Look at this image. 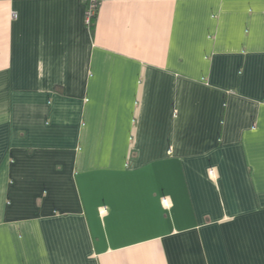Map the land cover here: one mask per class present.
Returning <instances> with one entry per match:
<instances>
[{
	"label": "crops",
	"instance_id": "obj_1",
	"mask_svg": "<svg viewBox=\"0 0 264 264\" xmlns=\"http://www.w3.org/2000/svg\"><path fill=\"white\" fill-rule=\"evenodd\" d=\"M84 11L0 0V264H264V0Z\"/></svg>",
	"mask_w": 264,
	"mask_h": 264
},
{
	"label": "built area",
	"instance_id": "obj_2",
	"mask_svg": "<svg viewBox=\"0 0 264 264\" xmlns=\"http://www.w3.org/2000/svg\"><path fill=\"white\" fill-rule=\"evenodd\" d=\"M85 4L84 23L89 26L97 14L99 5L106 0H82ZM213 173V170H210Z\"/></svg>",
	"mask_w": 264,
	"mask_h": 264
}]
</instances>
